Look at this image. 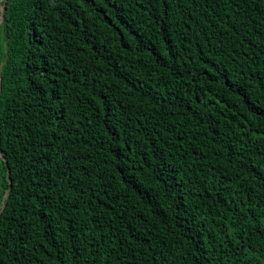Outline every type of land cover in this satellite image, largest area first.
<instances>
[{"label":"trees","instance_id":"obj_1","mask_svg":"<svg viewBox=\"0 0 264 264\" xmlns=\"http://www.w3.org/2000/svg\"><path fill=\"white\" fill-rule=\"evenodd\" d=\"M0 264H264V0H0Z\"/></svg>","mask_w":264,"mask_h":264},{"label":"bare ground","instance_id":"obj_2","mask_svg":"<svg viewBox=\"0 0 264 264\" xmlns=\"http://www.w3.org/2000/svg\"><path fill=\"white\" fill-rule=\"evenodd\" d=\"M18 1V0H17ZM30 10H31V8H30ZM26 12V11H25ZM14 14V13H13ZM15 15V14H14ZM23 16V15H22ZM52 71V70H51Z\"/></svg>","mask_w":264,"mask_h":264}]
</instances>
